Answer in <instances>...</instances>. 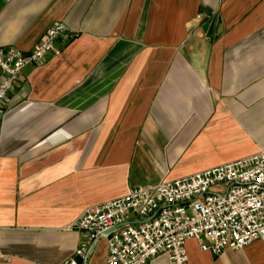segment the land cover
Segmentation results:
<instances>
[{
    "label": "crops",
    "instance_id": "1",
    "mask_svg": "<svg viewBox=\"0 0 264 264\" xmlns=\"http://www.w3.org/2000/svg\"><path fill=\"white\" fill-rule=\"evenodd\" d=\"M213 21L209 38L203 26ZM0 129V264H105L88 207L264 149V0H0V48L29 53ZM189 264H264V241ZM149 264H171L160 255Z\"/></svg>",
    "mask_w": 264,
    "mask_h": 264
},
{
    "label": "built area",
    "instance_id": "2",
    "mask_svg": "<svg viewBox=\"0 0 264 264\" xmlns=\"http://www.w3.org/2000/svg\"><path fill=\"white\" fill-rule=\"evenodd\" d=\"M69 28L56 23L29 53L0 48V129L11 93L28 66L59 57ZM91 242L108 240L105 264H149L166 255L171 264H189L186 244L219 257L264 241V149L200 173L131 189L115 200L84 210L75 224ZM86 247L63 264H79ZM1 259V255H0Z\"/></svg>",
    "mask_w": 264,
    "mask_h": 264
},
{
    "label": "water",
    "instance_id": "3",
    "mask_svg": "<svg viewBox=\"0 0 264 264\" xmlns=\"http://www.w3.org/2000/svg\"><path fill=\"white\" fill-rule=\"evenodd\" d=\"M203 32L207 35V37L211 38L213 34V21L207 22L203 26ZM79 264H83L84 260L82 258H77Z\"/></svg>",
    "mask_w": 264,
    "mask_h": 264
}]
</instances>
